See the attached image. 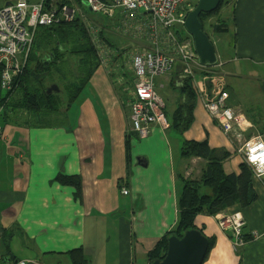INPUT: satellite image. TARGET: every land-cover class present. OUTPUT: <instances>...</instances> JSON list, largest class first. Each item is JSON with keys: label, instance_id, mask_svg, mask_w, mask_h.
Returning <instances> with one entry per match:
<instances>
[{"label": "crops", "instance_id": "1", "mask_svg": "<svg viewBox=\"0 0 264 264\" xmlns=\"http://www.w3.org/2000/svg\"><path fill=\"white\" fill-rule=\"evenodd\" d=\"M7 1L0 0V7ZM224 18L233 45L221 49L225 59L213 64L211 71L223 80L226 104L247 114L250 123L263 126L251 124L245 139L258 134L264 140V0H229L216 21ZM118 38L135 44L133 38ZM122 59L111 57L96 69L86 84L89 91L83 92L86 87L81 91L62 123L35 128L17 123L11 113L14 120L1 125L0 263L72 264L68 252L81 248L85 264H148L145 253L176 223L180 177L197 178L203 165L199 158L180 156L181 139H205L209 147L225 149L230 155L222 162L224 172L239 171L238 144L222 133L199 100L181 136L155 124L144 137L129 131L124 97L134 78L129 59ZM174 68L165 74L169 78L155 79L156 88L166 89L161 96L168 113L180 100L179 93L170 94ZM3 110L0 107V114ZM131 138H140L132 143L134 148ZM58 173L79 177L77 198L74 187L54 180ZM255 189V201L222 213L239 211L244 230L264 231V176ZM194 222L215 239L202 264H264V232L235 253L215 217L197 214Z\"/></svg>", "mask_w": 264, "mask_h": 264}, {"label": "built area", "instance_id": "2", "mask_svg": "<svg viewBox=\"0 0 264 264\" xmlns=\"http://www.w3.org/2000/svg\"><path fill=\"white\" fill-rule=\"evenodd\" d=\"M82 1L8 0L0 7L1 87L9 88L21 73L37 27L76 19L89 30L92 27L88 22L96 23L91 15L106 20L111 16L118 20L113 28L119 36L135 39L128 55L134 81L125 98L129 131L144 137L151 125L167 128L165 103L157 92L155 79L180 63L181 73L192 78V87L203 109L222 133L232 136L238 144L236 151L241 161L255 176L264 175V140L258 134L245 139L244 132L251 124L243 112H237L226 104L228 94L223 89L221 76L214 75L211 68L206 69L205 64L199 62L191 40L178 39L170 29L173 25L183 27L193 0H85L84 4ZM92 44L97 48L99 66L106 65L113 51L99 42ZM208 81L211 82L210 89ZM121 192L128 193L125 188H121ZM240 216L236 212L224 215L220 220L218 217L217 221L221 230L231 231V246L236 249L243 243L236 238L243 223ZM250 234L253 238L260 236L255 229ZM0 264L26 263L19 260Z\"/></svg>", "mask_w": 264, "mask_h": 264}, {"label": "trees", "instance_id": "3", "mask_svg": "<svg viewBox=\"0 0 264 264\" xmlns=\"http://www.w3.org/2000/svg\"><path fill=\"white\" fill-rule=\"evenodd\" d=\"M227 2L228 0H220L214 11H218ZM195 3L192 4V7L195 6ZM214 11L210 13L201 12L198 15L202 30L203 20ZM211 29L213 32H223L227 30V24L224 20H217L215 24L211 25ZM99 35L103 39L106 38L103 28ZM176 35L178 39L190 38L188 34L186 37H182L177 32ZM107 42L116 53L111 54L112 57L115 59L121 56L125 57L126 48L119 49L111 41ZM117 66H123L121 61H118ZM205 66L206 69H210L212 64H205ZM98 67L99 61L80 21L73 19L64 22L61 20L52 25L37 27L21 73L14 79L9 88L0 86V107L4 109L0 114V129L2 124L11 123L14 120L12 114L19 120L17 123H29L28 126L35 128H49L56 126V123H62L64 118L66 119L67 109L86 87ZM174 67L175 74H177L172 75L169 86L171 89L178 90L180 100L169 113L165 107L164 114L167 128L181 136L192 122V109L197 99L196 92L192 87V78L181 73L180 63H176ZM206 74H210V72H206ZM52 84H55L57 89L48 93L47 88ZM61 92L64 93V100L60 96ZM251 124L255 125L256 128L260 125L263 129L260 123ZM0 136H2V129ZM127 136L129 135H126L124 139L126 160L129 150ZM179 154L185 159L199 158L203 165L197 178L190 179L179 176L182 181V188L177 198L176 223L173 229L163 233L155 245L145 253L148 264L150 261L159 260L164 256L169 235L180 237L186 230L193 228L204 234L203 227H197L194 223L197 214L214 216L231 206L244 208L257 198L255 184L263 182L264 175L255 176L250 167L243 161L239 164V171L236 174L225 173L222 162L229 157L230 153L222 148L209 147L205 139L197 141L182 138ZM54 180L74 187V197L77 198L80 192V181L77 175L58 173L54 176ZM236 212L240 213L233 211L222 213V215ZM240 215L242 216L241 213ZM244 226L243 220L239 235L236 236L243 243L237 249L233 248L235 253L244 246L248 239H257L250 234L254 229L247 231L244 230ZM224 232L228 233L229 241H231L233 238L231 231L224 230ZM206 237L208 249L204 260L215 240L212 236ZM68 253L72 264H85L87 262L81 248Z\"/></svg>", "mask_w": 264, "mask_h": 264}, {"label": "water", "instance_id": "4", "mask_svg": "<svg viewBox=\"0 0 264 264\" xmlns=\"http://www.w3.org/2000/svg\"><path fill=\"white\" fill-rule=\"evenodd\" d=\"M220 0H197L184 19V29L190 36L193 50L201 64H213L216 55L212 42L202 30L198 15L214 11ZM57 86L50 85L47 92L55 91ZM208 249V239L198 229L186 230L180 237L169 235L164 256L149 264H202Z\"/></svg>", "mask_w": 264, "mask_h": 264}, {"label": "rangeland", "instance_id": "5", "mask_svg": "<svg viewBox=\"0 0 264 264\" xmlns=\"http://www.w3.org/2000/svg\"><path fill=\"white\" fill-rule=\"evenodd\" d=\"M196 1L197 0H193L192 4L195 3ZM82 2L84 4L85 0H83ZM221 9H223V6L218 11H214L212 14L208 15L202 22L203 31L208 35L209 40H211L214 43L213 46H215L216 62H219L221 59H225V56L223 55L221 49L227 48L228 45H233L232 44L233 43L232 42V38H233V36H232L233 33L232 32H228V33H226L225 31H223V32H213L212 29H211V25L215 24L217 22L216 18H217V16L219 14H221ZM222 15H221V19L224 16V15L223 16ZM90 17L96 20V23L92 22V21L88 22V25L90 27H92V28L88 30L87 27L84 24L82 26H83V28L85 30V33H86L87 37L89 38V42L93 46V49H94L95 56H96L97 60L99 61V56H98L97 50H96L97 48L92 43L93 42H99L102 45H106L108 48H110L112 50V46L110 44H108L107 41H109V42L111 41L115 46L117 45L119 47V49H121V48L125 49L127 47H130V49H126V53L127 54H124L125 55L124 59H128V57H129L128 54H129V51L132 50L131 47H132L133 44H131V41H124L123 43L119 42L118 35H115L116 32L114 31L115 29L113 28L114 23L116 21H118V20L113 19L111 16H107V20L105 18H102L101 16H98V15H96V16L91 15ZM113 20H115V21H113ZM223 20H225V18ZM227 20H228V18H226L225 21H227ZM102 28H103V31H104V34H105L104 36L106 37V38L104 37L105 39H103L99 35V33L102 30ZM170 29L175 34H177V32H178L179 35H181L182 37H186L187 36V33H186L184 27L173 25V26H171ZM94 36H95V39H94ZM186 39L191 40V38H188V37H186ZM140 41H141V39H140ZM228 42H229V44H228ZM112 54H116V53L113 51ZM168 75L169 74L165 75L164 77L169 78ZM157 78L160 79V77H157ZM156 86H158L157 82H156ZM114 87H116V86L114 85ZM119 89H122V87L120 86ZM156 89H157V92L160 94V96H161V93H164V90H166L165 88L163 89L161 87H160V89L159 88H156ZM223 89L225 90V86H223ZM84 91H86V92L89 91V85L86 86V88L83 90V92ZM63 94L64 93L61 92L60 96H61L62 100H64V95ZM170 94H175L176 95V94H178V92H177V90L172 89ZM162 99H163V97H162ZM167 108H168V110H171L173 108L172 104H168ZM247 121H249V120L247 119ZM139 141H140V138H131L130 145L134 148V145H132V143H138ZM162 151H164V150L160 149V153ZM222 216H224V215H222V213L215 214L214 216L212 215L213 218L215 217L216 224H217V221H218V217H219V220H220ZM239 219H242V216H240ZM222 224H225V222L222 223ZM217 226H218V224H217ZM228 226H229V224H228ZM258 231L261 234H263V232H264V231H261V230H258ZM254 237L257 238V236H254ZM258 237H260V236H258Z\"/></svg>", "mask_w": 264, "mask_h": 264}, {"label": "clouds", "instance_id": "6", "mask_svg": "<svg viewBox=\"0 0 264 264\" xmlns=\"http://www.w3.org/2000/svg\"><path fill=\"white\" fill-rule=\"evenodd\" d=\"M191 8H192V7H191ZM116 34H117V33H116ZM215 63H216V61H215ZM215 63H214V64H215ZM212 65H213V64H212Z\"/></svg>", "mask_w": 264, "mask_h": 264}]
</instances>
